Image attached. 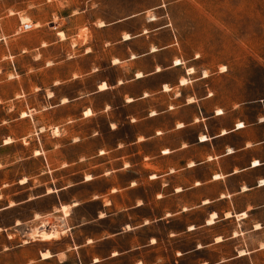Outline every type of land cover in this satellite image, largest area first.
I'll return each mask as SVG.
<instances>
[{"label":"crops","instance_id":"obj_1","mask_svg":"<svg viewBox=\"0 0 264 264\" xmlns=\"http://www.w3.org/2000/svg\"><path fill=\"white\" fill-rule=\"evenodd\" d=\"M173 46L169 40L140 52L127 48L124 56L111 57L109 65L129 64L128 70L95 82L92 93L125 88L118 104L108 101L99 108L110 131L121 124L112 110L142 103L139 112L123 114V122L135 127L128 138L105 145L100 137L91 155L100 158L98 173L33 194L38 185H22L38 180L44 168L50 171L47 152L39 144L34 155H41L42 163L36 176L4 184L22 187L9 194L10 202L0 211L21 210L46 193L54 194L57 203L47 212L0 217V264H264V119L244 120L236 112L238 104H213L207 90L184 92L197 79L193 69L173 52L165 63L153 57ZM147 56L153 63L143 69L139 66ZM168 72L169 78L144 84ZM135 83L140 85L137 92L126 89ZM90 110L81 114L89 116ZM60 161L51 170L76 162ZM97 178L104 180L101 188L62 198L64 189ZM27 190L31 196L17 197ZM47 218L52 226L44 222ZM52 227L58 232L41 231ZM52 232L57 235L42 238Z\"/></svg>","mask_w":264,"mask_h":264},{"label":"rangeland","instance_id":"obj_2","mask_svg":"<svg viewBox=\"0 0 264 264\" xmlns=\"http://www.w3.org/2000/svg\"><path fill=\"white\" fill-rule=\"evenodd\" d=\"M157 26L163 27L154 29ZM142 30L148 32L121 40ZM169 40L173 49L153 57L165 63L173 52L183 66L193 69L197 79L184 92L198 95L207 90L213 104H238L236 112L244 120L264 119V0H0V207L19 187L32 183L38 185L32 193L40 194L78 182L82 174L98 173L100 158L91 155L100 137L105 145H113L117 137L128 138L135 127L123 122V114L139 112L142 103L112 110L121 124L110 131L99 108L108 101L118 104L125 88L92 93L95 82L113 80L128 70L129 64L109 65L111 57L124 56L127 48L140 52ZM151 58L142 59L139 67L151 68ZM171 74L161 73L144 84L151 86ZM139 88L135 83L126 89ZM88 107L91 114L83 116ZM6 138L9 142L3 144ZM39 144L47 152L50 171L44 168L38 180L31 178L26 185L4 186L36 176L42 163L41 155H34ZM71 158L74 164L51 170ZM102 183L99 178L78 183L61 196L68 200L77 191L86 195ZM25 194L31 196V190L17 197ZM55 203V195L46 193L21 210L0 211V217L47 212ZM45 221L52 226L50 218ZM51 230L56 229L41 231Z\"/></svg>","mask_w":264,"mask_h":264},{"label":"bare ground","instance_id":"obj_3","mask_svg":"<svg viewBox=\"0 0 264 264\" xmlns=\"http://www.w3.org/2000/svg\"><path fill=\"white\" fill-rule=\"evenodd\" d=\"M88 113V112H87ZM53 231V230H52ZM57 233V232H56ZM55 232H52L51 234H44V233H42V238L43 239H47V238H50V237H53V236H56L57 234H56Z\"/></svg>","mask_w":264,"mask_h":264},{"label":"snow or ice","instance_id":"obj_4","mask_svg":"<svg viewBox=\"0 0 264 264\" xmlns=\"http://www.w3.org/2000/svg\"><path fill=\"white\" fill-rule=\"evenodd\" d=\"M125 39H127V37H125ZM177 64L179 63V61L176 62ZM157 71H159V69H157ZM101 87H104L103 85ZM242 125H237V127H241ZM113 127H116V125H113ZM178 127H180V125H178ZM203 139V138H202ZM231 151V149L229 150ZM264 183V182H262ZM209 223H211V221H209Z\"/></svg>","mask_w":264,"mask_h":264},{"label":"built area","instance_id":"obj_5","mask_svg":"<svg viewBox=\"0 0 264 264\" xmlns=\"http://www.w3.org/2000/svg\"><path fill=\"white\" fill-rule=\"evenodd\" d=\"M22 26H23L24 29L28 28V25L26 23H23Z\"/></svg>","mask_w":264,"mask_h":264},{"label":"clouds","instance_id":"obj_6","mask_svg":"<svg viewBox=\"0 0 264 264\" xmlns=\"http://www.w3.org/2000/svg\"><path fill=\"white\" fill-rule=\"evenodd\" d=\"M112 127H113V125H112ZM113 128H115V127H113Z\"/></svg>","mask_w":264,"mask_h":264}]
</instances>
